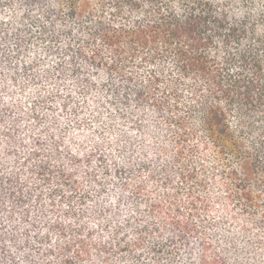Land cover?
I'll return each mask as SVG.
<instances>
[{"label": "clouds", "instance_id": "9594fccd", "mask_svg": "<svg viewBox=\"0 0 264 264\" xmlns=\"http://www.w3.org/2000/svg\"><path fill=\"white\" fill-rule=\"evenodd\" d=\"M225 2L230 22L264 10V0L255 9ZM80 3L92 5L90 54L101 67L75 100L69 87L53 90L38 49L0 36V107L15 109L3 133L19 117L29 122L28 143L0 142V176L28 201L5 230H28L33 264H126L119 248L133 240L144 264H264V94L242 93L230 77L222 86L211 59L169 62L171 51L145 46L168 22L182 29L199 16L197 0ZM97 90L111 108L91 102ZM8 247L16 264H29V248Z\"/></svg>", "mask_w": 264, "mask_h": 264}, {"label": "trees", "instance_id": "16d2710c", "mask_svg": "<svg viewBox=\"0 0 264 264\" xmlns=\"http://www.w3.org/2000/svg\"><path fill=\"white\" fill-rule=\"evenodd\" d=\"M241 3L245 8L251 5L255 9L257 0H241ZM91 7L90 3L81 6L80 0H0V36L7 33L22 36L30 47L38 49L47 65H50L45 68V72L49 74L53 90L59 85L60 94L63 95V89L69 87L68 98L75 100L79 94L77 88L86 79V74L93 72V65L97 69L101 67L95 53L90 54L98 35L91 30ZM196 7L200 8L199 16H189L182 29H173L171 22H168V30L163 37L159 32L154 37L146 36L145 46L151 40L156 49L171 51L174 55L169 62L177 56L188 54L197 60L211 59L213 67L219 65L218 75L222 86L224 78L230 77L233 79L229 83L238 85L242 93L252 96L256 93L264 94V10L239 20L233 17L230 22L228 12L225 11V0H197ZM192 11L195 12V8ZM6 59V55L0 56V63ZM23 70L28 75L34 72V68L28 64L23 65ZM3 76L4 73L0 72V97L7 90L3 86ZM94 95L97 99L92 100V103L111 108L109 93L97 90ZM25 103L21 102V112L24 111ZM27 107L31 108V104L28 103ZM14 112L13 108L0 107V142L4 135H15L21 142L28 143L26 133L29 122L23 117L18 118L14 133H3L6 116L14 115ZM256 115L261 116V113ZM45 173H49V169L41 166L39 174L44 176ZM12 183V180L0 176V264H16L9 251V244L16 247L17 251L29 248V254L24 260L33 264L30 253L36 249L30 245L28 230L18 233V226H14L11 231L5 230V220L9 223L17 220V215L22 210L26 211L24 205L26 208L28 202L22 192L17 196L10 190L8 186ZM24 222L26 217L21 220V223ZM129 235L135 236V232ZM21 239L22 244L19 243ZM119 252L123 254L120 259L126 261V264H144L148 259L134 246V240L121 244ZM48 254L51 252L45 253Z\"/></svg>", "mask_w": 264, "mask_h": 264}]
</instances>
